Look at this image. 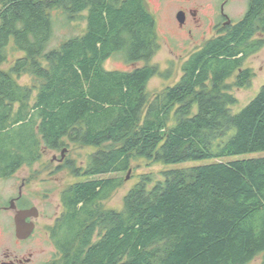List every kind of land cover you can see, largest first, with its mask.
<instances>
[{"label":"trees","instance_id":"16d2710c","mask_svg":"<svg viewBox=\"0 0 264 264\" xmlns=\"http://www.w3.org/2000/svg\"><path fill=\"white\" fill-rule=\"evenodd\" d=\"M54 10L86 19L87 31L48 49ZM260 32L264 0H249L245 15L153 96L158 67L104 68L117 52L133 64L160 48L145 0H0V65L14 61L0 68V177L70 143L97 149L84 167L68 165L86 179L62 192L61 259L49 264H264V156L227 160L264 151V85L231 111L233 86L252 79L243 64L263 47ZM25 74L32 83H19ZM136 157L210 163L155 183L143 175L123 210L104 208L124 180L106 175L127 172Z\"/></svg>","mask_w":264,"mask_h":264},{"label":"rangeland","instance_id":"374dc122","mask_svg":"<svg viewBox=\"0 0 264 264\" xmlns=\"http://www.w3.org/2000/svg\"><path fill=\"white\" fill-rule=\"evenodd\" d=\"M222 0H145V3L157 21V35L160 48L149 61H138L129 63L123 53L117 52L104 62L107 70H133L135 66L151 65L159 69V73L152 77L148 84V91L155 95L169 86L177 83L182 75V65L188 57L210 39L219 36V33L211 30L209 18L212 19L215 12V5L219 7ZM249 0H227L225 12L233 22H238L248 9ZM180 8L200 9L201 28L194 29V36L187 32L178 30L179 21L177 12ZM219 10V8H217ZM88 11L83 12L86 16ZM54 21V33L49 43L48 49L59 48L61 44L73 37L80 36L87 31L86 19L80 20L71 18L60 10L52 12ZM209 17V18H208ZM257 39L264 40V32L258 33ZM14 61L0 65L2 69H9ZM243 68H250L253 72L249 85L245 87L233 86L232 92L238 102L231 106L233 114L240 112L248 105L260 92L264 85V45L256 53L250 55L243 64ZM19 83L30 84L33 78L30 75H23L17 78ZM236 82V74L228 80V84ZM64 152V160H56L54 156L60 158L63 151L47 150L42 157L33 165L25 164L9 178L0 177V200H7L18 190V186L23 178L27 183L24 192L29 193L31 202L35 203L41 210L42 215L37 219L38 233L30 241L29 248L38 249V257L41 262H50L56 249L51 237L46 230L55 223L56 214L59 217L64 212L62 203V192L69 185L86 179L85 176H78L72 173L68 167L74 161L78 167H84L87 163L88 154L96 152L95 147L82 146L70 143ZM264 156L263 152L247 153L242 155L227 157V160L253 158ZM210 163V160H192L184 163H164L153 162L147 158L136 157L132 160L131 171L125 173H112L106 177H123L122 185L104 201V208L123 210L124 199L127 193L143 175H151L153 183L162 179L163 172L185 167H192ZM129 177L127 178V176ZM45 194V196H43ZM45 202H50L45 205ZM30 203V201H29ZM61 259V258H59ZM57 259V260H59ZM257 259V263L260 262ZM46 263V264H49Z\"/></svg>","mask_w":264,"mask_h":264},{"label":"flooded vegetation","instance_id":"af4514ba","mask_svg":"<svg viewBox=\"0 0 264 264\" xmlns=\"http://www.w3.org/2000/svg\"><path fill=\"white\" fill-rule=\"evenodd\" d=\"M226 2L227 0H222L219 7L215 5L213 18L210 19L208 17L210 20L209 26L211 30L219 33V35L237 23L233 22L230 16L225 12ZM217 8H219V10ZM180 11L185 13V21L183 23L179 22L178 30L187 32L193 37L194 29L197 27L201 28L200 25L202 22L200 20V9L180 8L178 9V12ZM54 159L59 161L64 160V154H62L60 158L54 156ZM26 183V179L23 178L18 186V190L13 196L9 197L7 200H0V264H46L49 262L42 263L41 258L38 257V249L29 248L30 241L33 240V237L36 233H38L37 219L42 215V213L39 207L35 203L31 202L32 200L30 199L29 193L24 192ZM43 196H45V194ZM46 204L49 205L50 202H45V205ZM61 204L63 205V203ZM34 207L38 210L34 209V211H30L27 214V217L24 220V229L25 227L30 229L33 223L35 227L28 237H24L19 234L16 216L20 211L31 210ZM63 213L64 212H62L59 217L56 214L55 223L49 227V230H46L56 247L53 253V258L49 263L57 261V259L61 258V253L57 245L56 226Z\"/></svg>","mask_w":264,"mask_h":264},{"label":"water","instance_id":"95a60500","mask_svg":"<svg viewBox=\"0 0 264 264\" xmlns=\"http://www.w3.org/2000/svg\"><path fill=\"white\" fill-rule=\"evenodd\" d=\"M223 10H224V5H223ZM177 19L179 22L183 23L185 21V13L183 11L178 12L177 14ZM66 151V149L63 150V154ZM131 169L129 170L130 173ZM129 177V175L127 176V178ZM34 209L38 210L36 207L32 208L31 210H23L20 211L17 216H16V220L18 223V229H19V234L24 236V237H28L31 232L33 231L35 225L33 223V225L31 226V228L29 229L28 227H25L24 229V220L27 217V214L31 211H34Z\"/></svg>","mask_w":264,"mask_h":264}]
</instances>
